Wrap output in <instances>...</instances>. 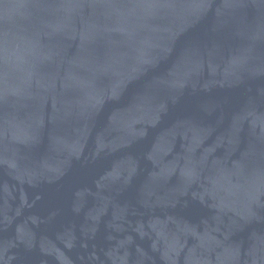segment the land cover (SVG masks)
<instances>
[{"label":"water","instance_id":"obj_1","mask_svg":"<svg viewBox=\"0 0 264 264\" xmlns=\"http://www.w3.org/2000/svg\"><path fill=\"white\" fill-rule=\"evenodd\" d=\"M0 264H264V0H0Z\"/></svg>","mask_w":264,"mask_h":264}]
</instances>
